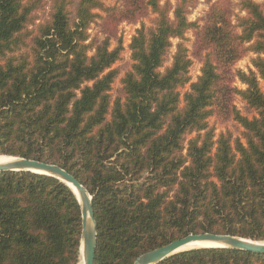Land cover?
I'll return each instance as SVG.
<instances>
[{
    "label": "trees",
    "instance_id": "16d2710c",
    "mask_svg": "<svg viewBox=\"0 0 264 264\" xmlns=\"http://www.w3.org/2000/svg\"><path fill=\"white\" fill-rule=\"evenodd\" d=\"M107 1L0 0V156L58 166L86 189L93 264H133L188 235L264 242V0H205L194 22L197 0ZM124 23L137 26L131 66L112 98ZM80 233L65 184L0 172V264H79ZM159 264H264V254L197 249Z\"/></svg>",
    "mask_w": 264,
    "mask_h": 264
},
{
    "label": "water",
    "instance_id": "95a60500",
    "mask_svg": "<svg viewBox=\"0 0 264 264\" xmlns=\"http://www.w3.org/2000/svg\"><path fill=\"white\" fill-rule=\"evenodd\" d=\"M11 161L0 166V172H25L36 175L53 177L65 184L75 195L81 212V233H80V259L84 264H93L94 250L96 246V225L92 210L91 197L86 189L80 185L70 174L58 166L31 161L21 158L8 157ZM76 193H74V191ZM263 242H255L238 237L227 235L200 234L188 235L176 240L164 247L147 252L138 257L133 264H159L167 258L178 253L197 250L220 248L264 254ZM194 244L209 245L200 248H188Z\"/></svg>",
    "mask_w": 264,
    "mask_h": 264
},
{
    "label": "rangeland",
    "instance_id": "374dc122",
    "mask_svg": "<svg viewBox=\"0 0 264 264\" xmlns=\"http://www.w3.org/2000/svg\"><path fill=\"white\" fill-rule=\"evenodd\" d=\"M232 2H235V0H231ZM257 2H260L261 0H255ZM117 2V0H109L106 2L107 5H113ZM172 3H174V0H171ZM207 10V4L205 2V0H197V6L194 10L191 11V14L189 15L188 19L191 22H194L195 20L201 19L205 12ZM42 17H45V14H41ZM152 17L150 16L149 18L144 19V23L146 24V26H149V20ZM99 25V23H98ZM98 25H93L90 31V34L93 36L95 34H99L100 29L98 27ZM135 26L132 25H127L126 28L124 26H120L119 27V34L122 37V33L124 31H127L128 33H131L134 30ZM137 27V26H136ZM188 38V42L186 43V46L191 49V41L193 40V36L191 33H189L187 35ZM173 44H175V41L173 42ZM115 46L114 43H112V47ZM174 53V48H172L168 54V58H167V63L166 65H169L170 61H171V56ZM249 58L250 55H248L246 58H244L243 60L239 61L234 68L235 69H240L243 71H246L247 66L249 65ZM131 66V61H130V54H128L127 50H124L122 52V59L120 62H118L114 68H117L120 71V75L118 76V78L116 79L114 85H113V89L111 92L112 98H115L117 95V91L120 88V83L119 80L120 78L123 76L124 72L129 69V67ZM200 62L198 60H194L193 61V65L190 69V76L192 78V82L195 81L196 77L199 75V70H200ZM236 86L238 88H242L240 86V84L238 82H236ZM261 86L264 87V83L261 82ZM187 90V88L185 89ZM185 90H181V92L183 93ZM235 104L236 106L241 110L243 115H248L250 117V114H248L245 110V108L243 107V105L239 102L238 99L235 100ZM211 126H215L216 127V133H219L220 131H224L225 129H228L234 137H238L239 136V132L240 129L239 127L232 121L227 122L225 124H220L217 123L215 119H210L209 121ZM80 262V260H79Z\"/></svg>",
    "mask_w": 264,
    "mask_h": 264
},
{
    "label": "built area",
    "instance_id": "2783aa9c",
    "mask_svg": "<svg viewBox=\"0 0 264 264\" xmlns=\"http://www.w3.org/2000/svg\"><path fill=\"white\" fill-rule=\"evenodd\" d=\"M127 25L128 24H125V23L122 24V26H124L125 28H126ZM132 26H134V25H132ZM136 28L137 27L135 26L134 30L131 33H128L127 31H124L122 33L123 47H124V50H127L128 54H129L128 45L130 43L131 37L134 35V32H135Z\"/></svg>",
    "mask_w": 264,
    "mask_h": 264
},
{
    "label": "bare ground",
    "instance_id": "6f19581e",
    "mask_svg": "<svg viewBox=\"0 0 264 264\" xmlns=\"http://www.w3.org/2000/svg\"><path fill=\"white\" fill-rule=\"evenodd\" d=\"M10 161H11V159L8 157L0 156V166L5 165V164L9 163ZM73 191H74V189H73ZM74 193H76V192L74 191ZM262 245L264 246V242L262 243ZM207 246H209V245L194 244V245L189 246L188 248H200V247H207ZM79 264H84L82 257L80 259Z\"/></svg>",
    "mask_w": 264,
    "mask_h": 264
}]
</instances>
